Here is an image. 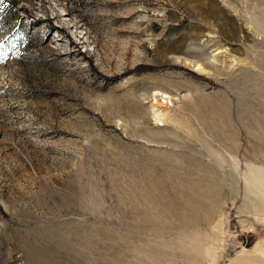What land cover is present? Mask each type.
I'll list each match as a JSON object with an SVG mask.
<instances>
[{
	"label": "rangeland",
	"instance_id": "rangeland-1",
	"mask_svg": "<svg viewBox=\"0 0 264 264\" xmlns=\"http://www.w3.org/2000/svg\"><path fill=\"white\" fill-rule=\"evenodd\" d=\"M0 264H264V0H0Z\"/></svg>",
	"mask_w": 264,
	"mask_h": 264
},
{
	"label": "bare ground",
	"instance_id": "bare-ground-1",
	"mask_svg": "<svg viewBox=\"0 0 264 264\" xmlns=\"http://www.w3.org/2000/svg\"><path fill=\"white\" fill-rule=\"evenodd\" d=\"M199 65H200V64H199ZM155 93H156V92H155ZM155 93H154V94H155ZM160 93H161V92H160ZM157 94H158V92H157ZM165 95H166V93H165ZM161 97H162V96H161ZM163 97H164V96H163ZM162 114H163V113H162ZM163 116H164V115H163ZM157 120H158V119H157Z\"/></svg>",
	"mask_w": 264,
	"mask_h": 264
}]
</instances>
